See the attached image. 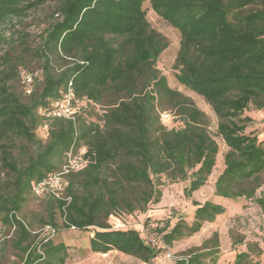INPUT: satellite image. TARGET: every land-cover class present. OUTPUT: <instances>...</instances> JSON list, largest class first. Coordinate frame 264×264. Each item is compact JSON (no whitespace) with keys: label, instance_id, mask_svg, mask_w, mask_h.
I'll use <instances>...</instances> for the list:
<instances>
[{"label":"trees","instance_id":"16d2710c","mask_svg":"<svg viewBox=\"0 0 264 264\" xmlns=\"http://www.w3.org/2000/svg\"><path fill=\"white\" fill-rule=\"evenodd\" d=\"M50 1L0 0V26ZM145 1L57 0L35 50L39 68L30 72V82L21 91L11 85L20 62L0 71V264L9 244L19 264H65L66 245L40 234L47 225L57 231V213L65 229L94 228L91 253L115 250L150 263L160 249L225 212L221 203L192 197L208 183L219 146L209 116L158 69L168 40L146 19ZM148 1L179 33L176 81L210 106L215 134L227 147L213 194L264 208V141L246 132L252 118L245 114L264 112V0ZM68 83L80 102L75 121L46 117L42 110ZM164 111L180 125L167 127ZM45 124L42 139L36 132ZM71 146L86 147L87 163L66 176L62 198L36 196L32 185L59 169ZM177 182H187L191 223L178 219L154 227L156 241L136 228L110 227V214L144 212L161 201L164 186ZM30 195L43 199L39 230L23 211ZM219 254L213 232L179 254L186 260L174 262L218 264ZM234 264H264V250L248 243L235 253Z\"/></svg>","mask_w":264,"mask_h":264},{"label":"rangeland","instance_id":"374dc122","mask_svg":"<svg viewBox=\"0 0 264 264\" xmlns=\"http://www.w3.org/2000/svg\"><path fill=\"white\" fill-rule=\"evenodd\" d=\"M56 2L57 0H53L29 9L0 26V33L3 37L0 40V71L9 69L11 61L20 62L17 66V76L11 81V85L17 91H21L22 86L26 83V75L39 68L35 50L41 43L43 29L50 19ZM143 7L150 25L168 40L167 48L159 55L157 60L158 69L166 76L170 87L188 96L197 107L209 116V130L219 146L217 161L208 183L194 192L192 197L199 202L211 200L221 203L226 210L223 214L218 215L214 222H205L197 233L173 241L171 245L160 249L157 257L150 263L140 262L132 256L115 250L105 254L91 253L88 250V241L94 228L89 227L83 230L65 229L58 213L56 214L57 231L49 237L53 242H63L66 245L67 258L65 264H175L173 259L166 257L167 253L176 256L187 252L191 248L199 246L213 232H217L220 245L218 264H234L235 253L246 251L248 243H254L264 250V208L244 198L229 200L213 194L212 182L223 168V154L227 150L222 139L215 134L217 118L210 106L201 97L180 85L175 79L174 73L176 71L173 69V63L179 45L178 31L167 25L150 8L148 0L144 2ZM4 55H7V60H5ZM95 111H98V108H95ZM245 114L252 118V121L247 124L246 132L254 134L259 140L264 141V112L252 109L245 112ZM161 119L167 127H178L180 125L178 118L169 111L162 112ZM36 133L40 138H45L42 131L38 130ZM186 184L187 182H177L173 185H166L159 203L148 205L144 212L120 213L118 216L126 227L138 229L147 241L159 236L154 227H162L166 221H169L170 225H173L178 219L191 223L193 206L190 199H187L183 194V188ZM23 211L28 219L32 221L35 230L42 228L39 225V217L44 215L43 199L30 195ZM40 234H43V230L40 231ZM251 257L253 260L262 259V255L251 254ZM18 262L19 259L15 251L10 244L7 245L3 264H19Z\"/></svg>","mask_w":264,"mask_h":264},{"label":"built area","instance_id":"2783aa9c","mask_svg":"<svg viewBox=\"0 0 264 264\" xmlns=\"http://www.w3.org/2000/svg\"><path fill=\"white\" fill-rule=\"evenodd\" d=\"M31 80L30 73L26 75V83L28 84ZM80 109V102L76 99L75 93L71 87V83L59 91L58 98L51 101L49 108L42 110V113L46 117H61L67 120L75 121L76 116ZM39 131L44 133L46 137L47 125H43L39 128ZM86 147L81 146L75 150L74 146H71L65 153V160L59 169L47 173L46 177L41 181L36 182L32 185V192L36 196H43L45 194L53 195L56 198H62L64 189L67 185L66 176L72 172L81 169L86 163L85 158ZM68 199V198H65ZM109 225L111 228L119 229L125 228L126 225L121 221L118 215H109ZM70 229H76L74 226H70ZM43 234H48L49 236L56 233V229L52 226H45ZM156 241V239H151ZM167 258L177 260H186V256H172L170 253L166 254Z\"/></svg>","mask_w":264,"mask_h":264},{"label":"crops","instance_id":"0c3cea01","mask_svg":"<svg viewBox=\"0 0 264 264\" xmlns=\"http://www.w3.org/2000/svg\"><path fill=\"white\" fill-rule=\"evenodd\" d=\"M215 179V178H214ZM214 181V180H213ZM212 184H213V182H212Z\"/></svg>","mask_w":264,"mask_h":264}]
</instances>
